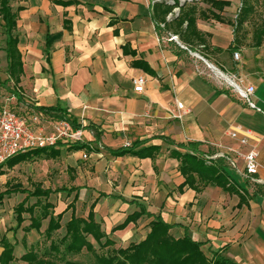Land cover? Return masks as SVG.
<instances>
[{"label": "crops", "instance_id": "0c3cea01", "mask_svg": "<svg viewBox=\"0 0 264 264\" xmlns=\"http://www.w3.org/2000/svg\"><path fill=\"white\" fill-rule=\"evenodd\" d=\"M208 1L185 7L196 9L190 31L186 22L177 27L178 15L169 21L166 16L165 25L159 7L153 10L156 0L10 1L12 8L15 2L16 9L24 8L16 21L23 64L16 89L19 103L27 100L35 110L59 106L90 126L83 132L93 133L97 147L84 142L89 146L85 151L98 155L102 148L127 167L129 186L97 192L91 203L96 201L94 214L100 200L113 204L114 221L107 220L105 233L109 240L110 232L128 245L137 244L149 233V223L160 217L171 226L174 239L187 235L201 243L207 259L216 253L230 264H264V61L260 45H255L256 55L236 33L237 0H216L229 2L221 11ZM0 24L2 28L1 18ZM170 35L177 41H169ZM1 40L7 80L3 30ZM139 76L146 83L142 93H135L132 80ZM233 84L254 88L250 100L256 108L237 96ZM104 118L114 131L136 136L127 145H104ZM234 131L246 138V145L230 137ZM135 142L143 143L139 148L157 149L144 158L111 153ZM188 143L199 144L208 165L224 160L229 189L198 177L194 187L183 186L180 162L172 153H186L177 145ZM249 150L258 153L253 176L245 173L239 155ZM140 206L151 216L112 231Z\"/></svg>", "mask_w": 264, "mask_h": 264}, {"label": "trees", "instance_id": "16d2710c", "mask_svg": "<svg viewBox=\"0 0 264 264\" xmlns=\"http://www.w3.org/2000/svg\"><path fill=\"white\" fill-rule=\"evenodd\" d=\"M10 1L14 0H0V18L3 21V34L5 36V54L7 59V75L8 79L2 84L6 86L11 80L13 81L12 89L6 88L8 92L13 94L17 102H22V96L18 93L16 86L20 82V76L23 73L22 56L18 48L19 39L16 32V21L18 19V13L24 10L23 7H18L14 10L10 6ZM241 6L239 14L236 16V26L242 25L249 12L251 6L249 5L250 0H241ZM212 7L216 10L221 11L224 7L229 6V2L225 1H208ZM157 4H160L159 6ZM153 7H159V13L164 20L165 25L169 22L165 21V17L172 11L173 7L162 2H155ZM187 6V5H186ZM183 6L180 8L178 16L174 19L177 23V27L181 28L186 22V30L190 31L194 27L196 9L185 10ZM215 19L218 16H213ZM157 24V23H156ZM235 26V30H236ZM262 36H264V28L258 34V40L256 46L260 45ZM47 38V44H48ZM36 110L48 115L53 120L58 122H65L69 125L72 131H85L90 129V126H85L78 123L75 118L70 116L67 111L61 109L59 106L56 107H39ZM98 139V136H95ZM143 143L135 142L129 146L122 147L118 150L111 151L116 156H124L127 154L144 158L150 155V152L155 151L157 148L154 146L147 148H139ZM181 149L187 150L186 153L173 152L172 155L177 157L180 162L179 170L184 176V185L194 187L195 178L206 180L207 183L221 186L229 189L227 173L225 170V163L223 159L215 160V163L207 164L205 156L199 152L198 143L178 144ZM89 146L86 143L74 142L69 148L74 151L89 150ZM59 149L55 148H44L30 151L25 154H19L14 157H20L17 162L11 163L14 157L7 159L5 162L0 164V175H3L5 167L12 168L15 165L27 160L30 157H52L59 156ZM6 190L0 192V203H2L6 195L13 193L26 194V197L22 202L17 204L13 208L15 215L16 227L13 230H17L25 222L24 214L29 215V224L22 228L24 233L22 237V245L26 247V234L30 231H35L37 234L45 237L46 240H50L48 249L49 255H56L61 261H66L68 255H77L82 250L94 251L92 243L88 240L91 238L96 244L101 245L102 239H105L107 244L110 240L106 234L101 230L100 225L95 221L94 207L96 201L90 206L87 217H77L75 215V202L78 199L79 187H61L55 191L49 189L44 190L41 184H35L33 190L27 189H9L8 183ZM76 192L72 202L67 205L65 210L57 215H54L53 205L48 201L49 196L52 193H63L67 197H70L72 193ZM104 195L100 194V197ZM29 198H35L36 201L33 204H28ZM44 198V202L40 199ZM71 210V218L65 225V234L58 241H52L53 234L58 231L60 221L63 215ZM149 215L142 206L140 211L135 212L128 216L126 220L112 229V231L123 230L129 223L136 222L141 216ZM48 220L46 229L41 232L42 222ZM150 231L146 238L137 243L130 244L126 248H119L112 251V254L107 257H100L103 264H230L225 260L219 258L216 253H213L212 259H207L201 251V243L193 241L187 235L180 239H174L169 230L171 226L165 223L160 217H156L149 223ZM37 245V244H36ZM0 247L2 251L0 253V264H12L15 261L14 257V244H12L6 236H2L0 239ZM27 251L20 257V260L26 264H55L52 260L47 259L45 256H39V253L33 246L26 247Z\"/></svg>", "mask_w": 264, "mask_h": 264}, {"label": "rangeland", "instance_id": "374dc122", "mask_svg": "<svg viewBox=\"0 0 264 264\" xmlns=\"http://www.w3.org/2000/svg\"><path fill=\"white\" fill-rule=\"evenodd\" d=\"M22 1L20 0V2ZM18 3H13L14 9H16ZM241 3V0L236 1V10L233 12L235 16L239 14L242 8ZM249 5L251 6V11L245 22L236 26L237 20L235 18L234 25L236 26V33L242 42L241 44L257 55L258 49L255 45L258 40V34L264 28V0H250ZM1 39L2 28L0 24V48L2 47ZM259 53L261 54V60L264 61V36H262L260 41ZM5 71L6 66L4 58H2L0 60V108L7 107L12 109L25 120L30 129L43 136L53 137L57 143L55 149H59L60 154L55 158L34 156L12 168L5 167L3 175H0V192L6 190V183H8L9 189H27L31 191L35 184H41L44 190L49 189L50 191H55L61 187H80L78 199L74 204L75 215L86 218L93 199L97 197V192H120L121 189L125 190L129 186L131 180L125 174L127 167H125L123 161H113L102 148H99V156L91 155L85 150L74 151L69 148L74 142H90L93 147H97L93 141V133L83 131L74 133L66 125L36 111L34 106L29 104L27 100H24V103H19L9 99L11 93L6 88L12 89L13 83L9 82L6 86H3L2 83L6 79ZM24 94L23 97L26 98V93L24 92ZM103 112L107 113V111ZM81 120H83V117H81ZM109 126H111L110 122L104 118L100 128L103 131L102 143L106 146L114 147L115 144L127 145L132 137L136 136L134 133L124 132L121 134ZM19 159L20 157L17 156L10 162H17ZM134 187H137V185H134ZM74 195L75 193H72L70 197H67L63 193H52L48 201L53 205L54 214L64 210L72 202ZM25 197L26 194L13 193L6 195L2 203H0V239L2 236H6L14 244L13 254L15 261L12 264H26L20 260V257L26 253V247L29 246H33L39 256H45L55 262V264H103L100 261V257L110 256L113 250L128 246V243L124 242L122 237L119 238L109 232L108 236L111 238L109 243L104 244L105 239H102V244L98 245L91 238H88L93 245L94 251H86L84 249L77 255H68L66 261H61L56 255L47 254L50 240H46L45 237L35 231H30L26 234L27 246L24 247L22 245V237L24 235L22 228L29 224V215L24 214L25 222L19 229L13 230L16 227L13 208L22 202ZM35 201V198H29L28 204H33ZM40 201L44 202V198H41ZM70 214L71 210L64 214L60 221L61 228L53 234L52 241H58L64 236L65 225L70 219ZM95 214V221L100 225L101 230L104 233L108 232L107 220L114 221L112 202L100 200L96 205ZM47 223L48 220L42 222L41 232L46 229ZM1 251L2 248L0 247V253Z\"/></svg>", "mask_w": 264, "mask_h": 264}, {"label": "built area", "instance_id": "2783aa9c", "mask_svg": "<svg viewBox=\"0 0 264 264\" xmlns=\"http://www.w3.org/2000/svg\"><path fill=\"white\" fill-rule=\"evenodd\" d=\"M173 7L172 11L167 15V21L171 20L174 16L179 14L180 8L186 5H192L200 0H156ZM169 41H177L176 36L170 35ZM239 53H234L233 58L238 59ZM146 80L144 77L139 76L132 80L133 91L135 93H142L144 91ZM233 89L237 96L243 100L250 108H256L251 102L250 97L254 93V88L248 86L243 89L237 84H233ZM9 99L17 101L16 97L11 94ZM176 106L182 110L183 106L177 102ZM180 117V116H179ZM66 125L70 130L71 128L65 122H60ZM72 131V130H71ZM74 133L82 131H72ZM245 135H251V132L246 130ZM230 137L234 140H238L241 145H246V138H238L237 132H231ZM56 141L53 137L43 136L32 129H30L25 120L21 118L15 111L7 107L0 108V164L7 159L19 154H25L33 150L44 148H56ZM245 164V173L248 176H253L257 173L258 153L255 150H249L246 153L239 154Z\"/></svg>", "mask_w": 264, "mask_h": 264}, {"label": "water", "instance_id": "95a60500", "mask_svg": "<svg viewBox=\"0 0 264 264\" xmlns=\"http://www.w3.org/2000/svg\"><path fill=\"white\" fill-rule=\"evenodd\" d=\"M214 70H216L213 66H211Z\"/></svg>", "mask_w": 264, "mask_h": 264}, {"label": "bare ground", "instance_id": "6f19581e", "mask_svg": "<svg viewBox=\"0 0 264 264\" xmlns=\"http://www.w3.org/2000/svg\"><path fill=\"white\" fill-rule=\"evenodd\" d=\"M224 79L226 78V77H223ZM229 81V80H228Z\"/></svg>", "mask_w": 264, "mask_h": 264}]
</instances>
